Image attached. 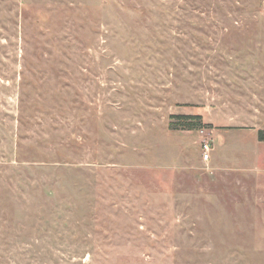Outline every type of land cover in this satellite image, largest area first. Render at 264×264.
<instances>
[{"label":"rangeland","instance_id":"rangeland-1","mask_svg":"<svg viewBox=\"0 0 264 264\" xmlns=\"http://www.w3.org/2000/svg\"><path fill=\"white\" fill-rule=\"evenodd\" d=\"M259 130L264 0H0V264H264Z\"/></svg>","mask_w":264,"mask_h":264},{"label":"trees","instance_id":"trees-1","mask_svg":"<svg viewBox=\"0 0 264 264\" xmlns=\"http://www.w3.org/2000/svg\"><path fill=\"white\" fill-rule=\"evenodd\" d=\"M170 117L176 118L177 120L182 121L180 122V124H175L174 122H170L169 127L172 129H192V127H194V124H192L191 121L190 122H187V121L192 120V119H200L199 115H189V114H171ZM178 125L181 128H179ZM258 139L264 140L263 130L258 131Z\"/></svg>","mask_w":264,"mask_h":264},{"label":"built area","instance_id":"built-area-1","mask_svg":"<svg viewBox=\"0 0 264 264\" xmlns=\"http://www.w3.org/2000/svg\"><path fill=\"white\" fill-rule=\"evenodd\" d=\"M203 148H204V151H203V158L204 159H207L209 156H208V149H209V145L208 144H204L203 145Z\"/></svg>","mask_w":264,"mask_h":264}]
</instances>
